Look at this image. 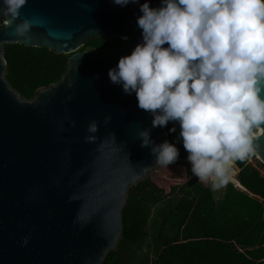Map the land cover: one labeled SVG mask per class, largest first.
<instances>
[{"label":"water","instance_id":"95a60500","mask_svg":"<svg viewBox=\"0 0 264 264\" xmlns=\"http://www.w3.org/2000/svg\"><path fill=\"white\" fill-rule=\"evenodd\" d=\"M144 2L27 0L15 19L0 4V264H103L117 247L130 188L161 165L138 134L147 128L154 144L169 142L135 93L108 76L142 42ZM160 3L149 0L150 7ZM25 19L31 26L21 36L16 26ZM104 37L120 45L81 50ZM13 44L68 55L67 69L26 99L6 79L4 47ZM92 120L99 129L87 141ZM253 153L264 166V125L254 130Z\"/></svg>","mask_w":264,"mask_h":264},{"label":"clouds","instance_id":"9594fccd","mask_svg":"<svg viewBox=\"0 0 264 264\" xmlns=\"http://www.w3.org/2000/svg\"><path fill=\"white\" fill-rule=\"evenodd\" d=\"M26 2L0 0L13 19ZM130 2L137 0H113ZM139 8L142 42L109 69L110 81L135 93L153 127L178 122L192 173L220 188L232 165L253 153L254 130L264 125V0H161L158 7L145 0ZM30 26L25 19L16 33ZM98 129L90 121L85 139L95 140ZM138 136L142 147L153 145L159 163L177 159L175 144H154L147 128Z\"/></svg>","mask_w":264,"mask_h":264},{"label":"trees","instance_id":"16d2710c","mask_svg":"<svg viewBox=\"0 0 264 264\" xmlns=\"http://www.w3.org/2000/svg\"><path fill=\"white\" fill-rule=\"evenodd\" d=\"M119 45L120 40L104 37L81 50L109 51ZM4 51L6 79L26 99L67 69L68 55L45 48L13 44ZM173 126L176 131H169ZM164 128L179 155L130 188L121 238L103 264H264V166L254 153L237 160L228 178L239 185L227 182L217 199L192 173L179 123L169 121Z\"/></svg>","mask_w":264,"mask_h":264},{"label":"crops","instance_id":"0c3cea01","mask_svg":"<svg viewBox=\"0 0 264 264\" xmlns=\"http://www.w3.org/2000/svg\"><path fill=\"white\" fill-rule=\"evenodd\" d=\"M208 186H209V184H208ZM210 188V187H209ZM211 189V188H210ZM211 190H213V189H211ZM216 193H215V197L218 199V198H220L221 197V195H222V192H223V190H214Z\"/></svg>","mask_w":264,"mask_h":264},{"label":"built area","instance_id":"2783aa9c","mask_svg":"<svg viewBox=\"0 0 264 264\" xmlns=\"http://www.w3.org/2000/svg\"><path fill=\"white\" fill-rule=\"evenodd\" d=\"M256 157V156H255ZM250 163H253V161L251 159L248 160Z\"/></svg>","mask_w":264,"mask_h":264},{"label":"rangeland","instance_id":"374dc122","mask_svg":"<svg viewBox=\"0 0 264 264\" xmlns=\"http://www.w3.org/2000/svg\"><path fill=\"white\" fill-rule=\"evenodd\" d=\"M212 189V188H211Z\"/></svg>","mask_w":264,"mask_h":264}]
</instances>
